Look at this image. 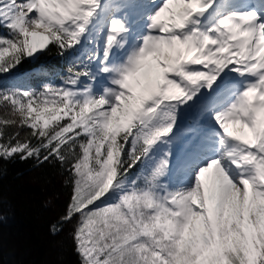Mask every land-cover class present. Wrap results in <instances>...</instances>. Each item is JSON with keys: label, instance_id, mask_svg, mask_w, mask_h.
I'll list each match as a JSON object with an SVG mask.
<instances>
[{"label": "snow or ice", "instance_id": "snow-or-ice-1", "mask_svg": "<svg viewBox=\"0 0 264 264\" xmlns=\"http://www.w3.org/2000/svg\"><path fill=\"white\" fill-rule=\"evenodd\" d=\"M0 28V161L67 173L79 264H264V0H0Z\"/></svg>", "mask_w": 264, "mask_h": 264}, {"label": "trees", "instance_id": "trees-1", "mask_svg": "<svg viewBox=\"0 0 264 264\" xmlns=\"http://www.w3.org/2000/svg\"><path fill=\"white\" fill-rule=\"evenodd\" d=\"M50 54L54 55L55 48ZM42 60V58H41ZM29 66L26 61L19 70ZM34 160L0 161V264H79L73 224L53 235L51 226L64 214L70 188L59 164L35 166Z\"/></svg>", "mask_w": 264, "mask_h": 264}, {"label": "rangeland", "instance_id": "rangeland-1", "mask_svg": "<svg viewBox=\"0 0 264 264\" xmlns=\"http://www.w3.org/2000/svg\"><path fill=\"white\" fill-rule=\"evenodd\" d=\"M73 246H74V248H75V245H74V243H73Z\"/></svg>", "mask_w": 264, "mask_h": 264}, {"label": "bare ground", "instance_id": "bare-ground-1", "mask_svg": "<svg viewBox=\"0 0 264 264\" xmlns=\"http://www.w3.org/2000/svg\"><path fill=\"white\" fill-rule=\"evenodd\" d=\"M179 147V146H178Z\"/></svg>", "mask_w": 264, "mask_h": 264}]
</instances>
